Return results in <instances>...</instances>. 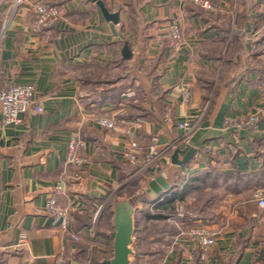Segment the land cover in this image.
Here are the masks:
<instances>
[{"label":"crops","instance_id":"crops-1","mask_svg":"<svg viewBox=\"0 0 264 264\" xmlns=\"http://www.w3.org/2000/svg\"><path fill=\"white\" fill-rule=\"evenodd\" d=\"M13 1L0 0V82L33 85L42 111L5 124L0 112V264H105L114 204L142 205L156 178L169 188L152 211L174 195L175 218L142 217L137 207L131 264H263L264 208L253 194L264 192V115L246 121L264 106V0H211L209 9L102 0L117 23L91 0H42L64 14L38 30L30 0L15 9ZM174 22L183 43L170 50L162 34ZM180 122L193 126L187 136ZM71 134L87 161L80 183L58 197L78 208L61 229L44 203ZM131 141L137 163L123 154ZM185 148L196 152L174 163L173 151ZM128 177L139 179L136 194H119ZM160 222L172 230L144 227ZM196 222L216 233L204 250L186 235Z\"/></svg>","mask_w":264,"mask_h":264},{"label":"built area","instance_id":"built-area-1","mask_svg":"<svg viewBox=\"0 0 264 264\" xmlns=\"http://www.w3.org/2000/svg\"><path fill=\"white\" fill-rule=\"evenodd\" d=\"M194 4L203 8H212L211 0H191ZM28 2V0H14L13 8ZM29 8L34 16L33 28L38 30L40 27L48 25L64 14L60 6L48 5L42 0H30ZM162 38L166 43L167 48L170 50L178 49L183 43L181 30L177 23H172L163 32ZM36 89L33 85L18 84L12 82H0V112L2 114V124L5 123H19L22 121L23 115L33 111H42V105L36 99ZM187 96V94H185ZM260 115H264V106L258 109L255 113L251 114L246 123H254L258 120ZM97 122L105 127L112 128L115 121L111 117L101 116ZM228 123V117L225 118ZM179 127L185 128V136L192 130L187 122L178 123ZM80 140L77 135L71 134L66 152L61 166L59 182L52 186L51 192L47 195L44 207L51 219V224L61 229H67L70 223L72 211H78L75 205H65L59 202L58 197L65 192V185L70 182L73 187H76L82 178V166L87 161V158L80 153ZM136 147L134 141L130 142V146L123 150V154L127 156L132 162L137 163L138 160L131 148ZM151 159V158H150ZM148 159L145 163H147ZM152 160V159H151ZM150 160V161H151ZM139 195V194H138ZM136 195V198L138 197ZM253 198L257 204L264 208V192L257 189L253 194ZM137 207L140 205L137 204ZM186 235L191 238L203 250L212 246L216 241V233L209 230L200 222L190 225L186 231ZM76 239L77 236H74ZM19 243H26V235L22 234L18 239ZM264 264V258L262 260Z\"/></svg>","mask_w":264,"mask_h":264},{"label":"water","instance_id":"water-1","mask_svg":"<svg viewBox=\"0 0 264 264\" xmlns=\"http://www.w3.org/2000/svg\"><path fill=\"white\" fill-rule=\"evenodd\" d=\"M100 8L102 14L107 20L114 23L118 21V12H109L102 0H91ZM123 58H129L131 51L128 44L125 42L121 48ZM196 151L194 149H175L172 154L173 162L178 165L187 163ZM183 154L181 160L175 159L177 154ZM149 187L146 193L152 198L159 196L168 191L169 185L167 182L156 178L149 182ZM137 206L132 200L119 201L114 204L113 216V231L110 236L113 240V252L109 259L104 261L105 264H131L130 255L132 254V243L134 233V213Z\"/></svg>","mask_w":264,"mask_h":264},{"label":"rangeland","instance_id":"rangeland-1","mask_svg":"<svg viewBox=\"0 0 264 264\" xmlns=\"http://www.w3.org/2000/svg\"><path fill=\"white\" fill-rule=\"evenodd\" d=\"M55 1H57V0H55ZM44 2V1H43ZM45 3V2H44ZM46 4H48V5H54V4H50V3H46ZM56 6H59V5H56ZM59 19V18H58ZM57 19V20H58ZM57 20H55V21H57ZM55 21H53L52 23H54ZM51 24V23H50ZM49 25V24H48ZM46 26V25H45ZM135 178L136 177H128L127 178V183H130V184H128V186H127V189H125V190H123V191H119L118 193L119 194H121V193H126V194H130L131 192V194H136V185L135 184H133V182H134V180H135ZM117 193V194H118ZM138 197H141L140 195H138ZM115 200H114V198L111 200V202H114ZM139 207H142V205H140ZM146 207V206H145ZM146 208H148L150 211H152V205H150L149 204V206H147ZM163 215L166 217V218H171V219H174L175 218V213H176V211H175V208H174V210L173 209H167V208H165V209H163ZM109 216V214H106V218ZM109 219H110V222H109V224L108 223H106V230H108V229H111V226H112V222H113V218L111 217V216H109ZM161 224H157V223H154V224H146V226H144L145 227V229L147 230V231H149V232H152V231H154L155 229H160V230H164V232H168L169 233V231H170V229L172 230V224H171V222H160ZM111 230H113V229H111ZM113 248V240L111 239L110 241H109V244H108V250H109V248ZM87 253L86 254H88V256H92V254H94L95 253V251L94 250H91V249H88V251H86ZM112 252H113V250H112ZM85 259H86V257H85Z\"/></svg>","mask_w":264,"mask_h":264},{"label":"trees","instance_id":"trees-1","mask_svg":"<svg viewBox=\"0 0 264 264\" xmlns=\"http://www.w3.org/2000/svg\"><path fill=\"white\" fill-rule=\"evenodd\" d=\"M261 70H263L261 68ZM138 178L136 177L133 184H135L136 186L139 184L138 182ZM128 184L130 183H126V186H128ZM184 190V186L182 187L181 189V193L179 196H181L182 192ZM164 193H162L161 195L159 196H155L154 198H149L147 195L143 194L142 195V203L144 204H154V202L159 199L161 196H163ZM174 199H175V196H171L170 198H167L165 200V202L163 203L164 204V207L167 208L168 210L169 209H173L174 210V205H173V202H174ZM114 203V202H113ZM142 204V207H139V209H137V212L140 216L142 217H146V218H153V219H164L166 218L162 213L160 212H153V211H150L148 208H146L145 206H143ZM156 207V206H155ZM135 222L138 224V220H135ZM136 225V224H135ZM111 229H113V222H112V226H111ZM136 230V229H135Z\"/></svg>","mask_w":264,"mask_h":264},{"label":"bare ground","instance_id":"bare-ground-1","mask_svg":"<svg viewBox=\"0 0 264 264\" xmlns=\"http://www.w3.org/2000/svg\"><path fill=\"white\" fill-rule=\"evenodd\" d=\"M130 257V256H129Z\"/></svg>","mask_w":264,"mask_h":264}]
</instances>
